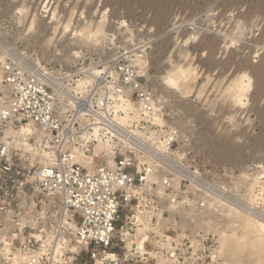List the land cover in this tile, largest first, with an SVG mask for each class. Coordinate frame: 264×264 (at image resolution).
<instances>
[{
  "label": "built area",
  "instance_id": "built-area-1",
  "mask_svg": "<svg viewBox=\"0 0 264 264\" xmlns=\"http://www.w3.org/2000/svg\"><path fill=\"white\" fill-rule=\"evenodd\" d=\"M23 44L0 38V264H220L232 216L264 224V166L196 151L200 122L144 67L46 63Z\"/></svg>",
  "mask_w": 264,
  "mask_h": 264
},
{
  "label": "rangeland",
  "instance_id": "rangeland-1",
  "mask_svg": "<svg viewBox=\"0 0 264 264\" xmlns=\"http://www.w3.org/2000/svg\"><path fill=\"white\" fill-rule=\"evenodd\" d=\"M99 19L97 41L85 40ZM52 34H63L68 53L48 52ZM0 38L22 40L46 63L135 62L158 93L177 96L168 106L190 120L183 123L200 122L195 126L201 132L185 127L189 142L199 144L196 151L232 166H264V0H0ZM255 65L262 74L254 73ZM174 67L194 70L192 90H198L181 97L166 87L160 75ZM241 75L251 87L240 107L229 88ZM203 109L214 114L212 120L199 113Z\"/></svg>",
  "mask_w": 264,
  "mask_h": 264
},
{
  "label": "bare ground",
  "instance_id": "bare-ground-1",
  "mask_svg": "<svg viewBox=\"0 0 264 264\" xmlns=\"http://www.w3.org/2000/svg\"><path fill=\"white\" fill-rule=\"evenodd\" d=\"M44 2L41 5H39L40 8L44 7L43 9H45L46 5L44 6ZM22 8L25 9L24 7H21L20 9H22ZM20 9H19V11H21ZM102 14L105 16L104 13H102ZM103 22H102V20L99 19V24L98 23L96 24L98 26L97 27L98 29H96L95 31L93 30L94 33L90 32V34L88 33L89 32L88 31L87 34H84V39L87 41L90 40V41H92V43H95L98 39L97 33L100 32V27H101ZM255 23H257V22H255ZM102 27H103V25H102ZM246 28H248V27H246ZM81 37L83 38V36H81ZM184 49H186V48H184ZM182 50H183V48H182ZM193 71L189 67H187L185 69H183L181 67H178L177 69H175V67H174L171 69V71L167 72L165 75L161 74L162 76L160 75V80L162 79L164 81L163 84L164 85L166 84V87L168 85V87L170 86L171 88H175L176 90H178L180 95H182L181 97H187L190 94L189 92H191V91L193 92L195 90L196 91L198 90V89L192 90L193 84L196 83V82H193L195 80V76H194ZM253 71H254V73H256L258 75L262 74V69L259 66L255 65L253 67ZM92 72L94 74H97L98 70L93 69ZM242 75L238 78V80L236 79L237 81L234 84L235 86L234 87L231 86L233 88H229V89H232V90H230V93H232V96L236 100L235 101L236 104L238 103L240 107L244 104L243 99L245 97H247V93L249 92L250 87H251V81L249 79H247V81H246L244 79L245 77L244 76L242 77ZM230 159L233 161L234 156L230 155ZM219 235H220L219 236V242H218L219 248L216 249L215 254H216V259L218 262L221 259L220 264H264V224L263 223L256 221L255 219L251 218L250 216H238V215L232 216V218L227 223L226 229L224 231H220ZM0 241L4 242L5 246H4L3 250H5V251L3 254L5 255L8 252L7 243H5L3 237L0 238ZM97 264H99V263H97Z\"/></svg>",
  "mask_w": 264,
  "mask_h": 264
}]
</instances>
